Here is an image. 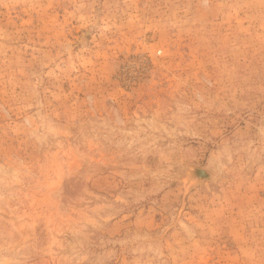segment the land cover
<instances>
[{"label": "rangeland", "instance_id": "rangeland-1", "mask_svg": "<svg viewBox=\"0 0 264 264\" xmlns=\"http://www.w3.org/2000/svg\"><path fill=\"white\" fill-rule=\"evenodd\" d=\"M0 264H264V0H0Z\"/></svg>", "mask_w": 264, "mask_h": 264}, {"label": "water", "instance_id": "water-1", "mask_svg": "<svg viewBox=\"0 0 264 264\" xmlns=\"http://www.w3.org/2000/svg\"><path fill=\"white\" fill-rule=\"evenodd\" d=\"M195 173L198 177H208L209 173L205 169L195 168Z\"/></svg>", "mask_w": 264, "mask_h": 264}]
</instances>
